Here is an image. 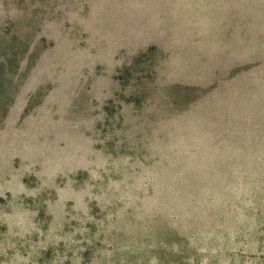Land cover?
I'll return each mask as SVG.
<instances>
[{
	"label": "rangeland",
	"instance_id": "1",
	"mask_svg": "<svg viewBox=\"0 0 264 264\" xmlns=\"http://www.w3.org/2000/svg\"><path fill=\"white\" fill-rule=\"evenodd\" d=\"M0 264H264V0H0Z\"/></svg>",
	"mask_w": 264,
	"mask_h": 264
}]
</instances>
